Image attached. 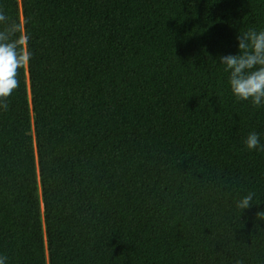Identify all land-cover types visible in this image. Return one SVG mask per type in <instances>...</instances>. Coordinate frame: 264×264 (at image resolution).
Here are the masks:
<instances>
[{
	"label": "trees",
	"instance_id": "obj_1",
	"mask_svg": "<svg viewBox=\"0 0 264 264\" xmlns=\"http://www.w3.org/2000/svg\"><path fill=\"white\" fill-rule=\"evenodd\" d=\"M0 10L28 56L0 102L6 264H264V151L245 144H264V106L233 95L218 59L264 30V0Z\"/></svg>",
	"mask_w": 264,
	"mask_h": 264
},
{
	"label": "clouds",
	"instance_id": "obj_2",
	"mask_svg": "<svg viewBox=\"0 0 264 264\" xmlns=\"http://www.w3.org/2000/svg\"><path fill=\"white\" fill-rule=\"evenodd\" d=\"M19 31V25L0 10V102L6 101L19 87L20 70L28 62L22 40L17 37ZM237 40L238 54L221 56L219 63L229 73L230 88L238 100H250L255 107L264 106V30L239 33ZM245 144L249 150L264 151V144L256 132L249 133ZM254 196L255 193L249 192L238 200L237 208L242 213L251 208ZM256 218L264 220V211L257 212ZM7 259V256L0 255V264H6Z\"/></svg>",
	"mask_w": 264,
	"mask_h": 264
}]
</instances>
